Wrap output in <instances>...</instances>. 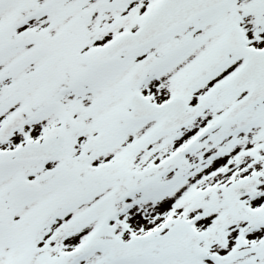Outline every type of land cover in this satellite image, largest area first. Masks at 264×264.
<instances>
[{
    "label": "snow or ice",
    "instance_id": "obj_1",
    "mask_svg": "<svg viewBox=\"0 0 264 264\" xmlns=\"http://www.w3.org/2000/svg\"><path fill=\"white\" fill-rule=\"evenodd\" d=\"M0 264H264V0H0Z\"/></svg>",
    "mask_w": 264,
    "mask_h": 264
}]
</instances>
